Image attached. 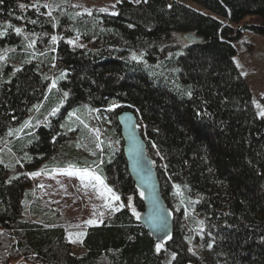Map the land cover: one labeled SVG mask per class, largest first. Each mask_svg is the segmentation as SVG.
I'll return each mask as SVG.
<instances>
[{"label": "trees", "instance_id": "1", "mask_svg": "<svg viewBox=\"0 0 264 264\" xmlns=\"http://www.w3.org/2000/svg\"><path fill=\"white\" fill-rule=\"evenodd\" d=\"M195 1L237 27L174 0H124L115 15L0 0V44L14 46L10 62L0 63V264H264V116L233 62L243 30L264 37V0ZM189 34L203 42L187 41ZM125 110L136 116L171 214L161 240L139 220L143 194L117 121ZM69 113L91 126L97 114L110 122L100 172L123 205L86 229L81 256L62 226L17 211L25 190L10 175V153L31 162L36 144L62 146ZM69 161L65 155L60 165ZM188 208L200 228L188 223Z\"/></svg>", "mask_w": 264, "mask_h": 264}, {"label": "rangeland", "instance_id": "2", "mask_svg": "<svg viewBox=\"0 0 264 264\" xmlns=\"http://www.w3.org/2000/svg\"><path fill=\"white\" fill-rule=\"evenodd\" d=\"M35 1L44 3L48 8L55 9L67 6L70 3L76 7V12L80 15L91 14L93 11L115 15L117 4L124 0ZM126 1L139 3L145 0H139V2L137 0ZM174 1L198 13L214 17L222 25L237 27V24L232 23L228 18L216 15L199 5L195 0ZM101 9H104V11H101ZM247 18L248 16L245 20ZM0 33L2 32L0 31ZM25 38L26 45L30 47V43H27L29 39ZM1 44L0 63L5 61L9 63V53L14 46ZM233 46L235 48L233 62L249 88L255 113L261 116L260 113L264 112V37L243 30L241 35L233 41ZM15 65L12 62V67ZM76 113H69L68 117L64 118L65 122L71 127L66 130L67 135L63 139L62 146L54 141H51L48 147L45 144L38 143L29 150L30 155H35L31 162L27 160L29 158L26 156L21 159L20 156L11 153L9 162L10 165L14 166L10 175H16L17 182L20 183L26 194L15 205L17 211L31 221L46 226H62L72 243L73 254L81 256L85 252L82 239L86 229L89 226L100 224L108 214L114 211L104 206L105 200L97 195L93 187H85L77 176L67 175L65 171L69 170L70 166H75L77 169L88 168L104 177L100 172L101 156L104 151V144L107 146L112 144L113 132L110 122L105 116L97 114L94 118L95 122L91 121L93 125L91 126L89 121L81 118ZM30 124L31 119L29 118L24 127L27 128ZM79 126H82L81 129L85 128L87 136L78 129ZM71 147L73 152L70 155L68 148ZM2 149V151L7 150V146H3ZM59 155L60 158H58ZM65 155L70 161L65 165H60ZM33 173L39 174L32 175ZM105 182L120 197L116 186L108 182L106 178ZM121 205V198L119 201L113 202L114 208H120ZM186 219L193 228L201 227L200 216L189 208L186 210ZM89 220H93L95 223H86Z\"/></svg>", "mask_w": 264, "mask_h": 264}, {"label": "water", "instance_id": "3", "mask_svg": "<svg viewBox=\"0 0 264 264\" xmlns=\"http://www.w3.org/2000/svg\"><path fill=\"white\" fill-rule=\"evenodd\" d=\"M185 38L191 43L203 42L202 38L193 34ZM117 121L124 141L123 152L129 174L143 194L145 209L139 220L154 239H164L172 229L171 214L161 196L154 168L145 154V142L139 134L136 116L125 110L119 113Z\"/></svg>", "mask_w": 264, "mask_h": 264}, {"label": "snow or ice", "instance_id": "4", "mask_svg": "<svg viewBox=\"0 0 264 264\" xmlns=\"http://www.w3.org/2000/svg\"><path fill=\"white\" fill-rule=\"evenodd\" d=\"M137 2H139V0H137ZM21 7H24V6L21 5ZM45 7H47V6L45 5ZM101 11H104V9H101ZM33 23H35V21H33ZM15 31L17 32V34H19L21 30L19 28H17V29H15ZM0 35H3V33H0ZM56 39L57 38L55 36L52 37L53 42H55ZM68 43L71 44V43H73V41H68ZM29 46H31V45H29ZM133 59H136V57L133 56ZM52 87H55V84H53ZM64 95L67 96L68 94L64 93ZM113 107H116V106L114 105ZM260 114L262 116H264V112H261ZM97 139H99V137H97ZM38 174L39 173H33L32 175H38ZM65 174L77 176L81 180L82 184L85 187H88V186L93 187L96 190L97 195L105 200L104 206L106 208H111L113 211L119 210V208L113 207V202L119 201L120 197H119V195L116 194V192L112 188L108 187V185L105 182L104 177H102L101 175L97 174L96 172H94L88 168L77 169V168H75V166H70L69 170L65 171ZM122 206L123 205H121V207ZM129 206H131V205L129 204ZM133 214L138 216V213L135 212L134 208H133ZM86 223L93 224V223H95V221L89 220ZM161 247H162L161 244H157L156 250L159 252ZM173 258H175L174 255H173Z\"/></svg>", "mask_w": 264, "mask_h": 264}]
</instances>
